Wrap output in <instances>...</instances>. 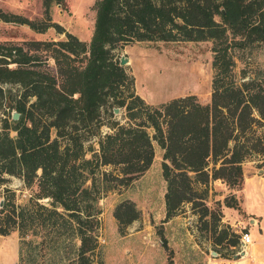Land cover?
<instances>
[{
	"label": "trees",
	"instance_id": "obj_1",
	"mask_svg": "<svg viewBox=\"0 0 264 264\" xmlns=\"http://www.w3.org/2000/svg\"><path fill=\"white\" fill-rule=\"evenodd\" d=\"M41 2L40 22L0 11L1 21L64 34L0 42V106L19 113L17 120L0 118V236L17 233L18 264H45L35 258L41 256L33 238L52 255L61 242L71 243L68 264H92L99 199L147 172L154 144L162 150L164 222L190 205L211 230L214 247L240 246V235L221 223L222 208L215 214L206 201L210 183L219 180L230 191L221 206L239 212L234 192L244 186L243 163L257 159L264 166V71L244 66L235 76L236 60L264 45V0H94L88 42L50 21V5L65 8V0ZM179 40L211 41L210 102L190 94L149 104L115 51L133 42ZM113 108L124 110L123 121ZM9 178L28 192L23 203L7 187ZM112 217L124 235L140 211L123 201Z\"/></svg>",
	"mask_w": 264,
	"mask_h": 264
},
{
	"label": "rangeland",
	"instance_id": "obj_2",
	"mask_svg": "<svg viewBox=\"0 0 264 264\" xmlns=\"http://www.w3.org/2000/svg\"><path fill=\"white\" fill-rule=\"evenodd\" d=\"M94 0H65V8L51 4L48 10L50 21L60 25L80 40L89 41L94 11L91 6ZM0 11L19 15L34 22L44 20L41 0H0ZM63 33H57L54 27L44 32H35L25 24L4 22L0 20V42L22 44L30 40H47L63 38ZM212 43L204 41H139L116 49L119 59L126 61L123 66L134 76L135 91L149 104H159L175 97L196 95L201 103L210 102L212 91ZM245 52L244 60H236L235 76L239 79L241 68L249 71H264V45L255 46ZM241 55V53H240ZM52 67V60L43 63ZM252 68V69H251ZM12 108L0 106V118L10 115ZM115 119L123 121L124 110L113 113ZM105 122V120L103 121ZM103 132L107 129L102 126ZM91 144L96 147L93 139ZM155 157L149 170L128 187L120 191H110L101 196L98 201L100 227L97 234L98 249L92 258V264H236L246 254V248L241 251L228 249L224 245L214 247L210 240V232L204 230L202 223L190 213V205H185L181 213L168 222L165 219L164 194L166 183L161 172L162 150L154 144ZM257 159H249L243 163L244 182L253 185L252 190L264 191V166L258 168ZM108 170H111L109 168ZM7 187L14 190L17 203H23L27 191L22 188L16 178H9ZM243 189L235 191L240 211L234 210L240 218L247 221L243 212ZM230 191L222 181L210 183L209 197L206 205L215 213L224 209L223 201ZM0 201L2 198L0 196ZM130 201L140 211L139 220L127 227L124 235L117 231L112 217L114 207ZM45 202V201H43ZM221 204H223L221 206ZM233 210V209H232ZM231 222L229 216L224 217ZM224 220V219H223ZM232 232L240 235L247 232L248 227L237 230L227 223ZM237 230V233L235 232ZM233 240V238H230ZM18 236L16 232L8 236H0V264H18ZM240 242V240H239ZM76 242H73V244ZM39 244V255L45 264L59 261L68 264L72 258L71 243L61 242L59 252L49 253L46 242L40 244L33 238L32 245ZM72 246V245H71ZM243 253V254H242ZM234 256H237L236 259Z\"/></svg>",
	"mask_w": 264,
	"mask_h": 264
},
{
	"label": "crops",
	"instance_id": "obj_3",
	"mask_svg": "<svg viewBox=\"0 0 264 264\" xmlns=\"http://www.w3.org/2000/svg\"><path fill=\"white\" fill-rule=\"evenodd\" d=\"M253 187L244 182L243 212L248 217L246 222L234 210L226 207L222 210V222L237 230L247 225V232L252 237V243L246 247L245 256L236 264H264V191L252 190ZM227 216L230 217L231 222L226 221L224 217L227 218Z\"/></svg>",
	"mask_w": 264,
	"mask_h": 264
},
{
	"label": "built area",
	"instance_id": "obj_4",
	"mask_svg": "<svg viewBox=\"0 0 264 264\" xmlns=\"http://www.w3.org/2000/svg\"><path fill=\"white\" fill-rule=\"evenodd\" d=\"M252 243V237L248 232L240 233V248L244 252L245 248Z\"/></svg>",
	"mask_w": 264,
	"mask_h": 264
},
{
	"label": "water",
	"instance_id": "obj_5",
	"mask_svg": "<svg viewBox=\"0 0 264 264\" xmlns=\"http://www.w3.org/2000/svg\"><path fill=\"white\" fill-rule=\"evenodd\" d=\"M125 62H126V61L124 60V58H121V59H120V64H121V65H123ZM112 111H113V113H119V108H113ZM18 117H19V113L13 110V111L11 112V114H10V118H11L12 120H17ZM1 205H2V202L0 201V207H1ZM236 257H237V256H234L235 259H236Z\"/></svg>",
	"mask_w": 264,
	"mask_h": 264
}]
</instances>
